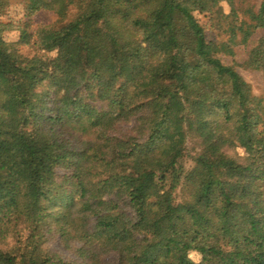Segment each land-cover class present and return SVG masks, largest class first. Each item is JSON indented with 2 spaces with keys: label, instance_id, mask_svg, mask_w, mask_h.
<instances>
[{
  "label": "trees",
  "instance_id": "1",
  "mask_svg": "<svg viewBox=\"0 0 264 264\" xmlns=\"http://www.w3.org/2000/svg\"><path fill=\"white\" fill-rule=\"evenodd\" d=\"M226 1L223 43L194 16L211 0H23L0 20V264H264V93L220 58L247 48L264 79V0Z\"/></svg>",
  "mask_w": 264,
  "mask_h": 264
},
{
  "label": "rangeland",
  "instance_id": "2",
  "mask_svg": "<svg viewBox=\"0 0 264 264\" xmlns=\"http://www.w3.org/2000/svg\"><path fill=\"white\" fill-rule=\"evenodd\" d=\"M250 3L258 4L259 0H248ZM213 9H218L219 13L214 14H197L194 13V16L199 21L200 25L203 27L206 39L215 41L216 43L229 42L233 40V29L231 27L232 21L227 17L230 13V6L226 0H211ZM23 0H9V3L2 14L0 20L2 22H11L13 24H18L23 21ZM75 15V10L71 8L68 11V19H71ZM240 17V13H238ZM56 16L52 13L42 12L36 15L33 18L34 24H51L56 21ZM263 32H258L256 37H260ZM18 33L15 31L7 32L4 36V40L8 44L9 51H14V44L17 41ZM247 48L242 46L235 48L234 57H228L225 55H220V58L225 63H230L232 60L236 63V70L241 75V77L251 86L252 92L256 96H261L264 93V79L262 74L257 71L246 70L241 66L245 58V52ZM19 53L25 57H33L34 55H38L42 58H59L57 52L51 53H41L36 52L32 47L29 46H21L19 47ZM199 151L196 142L188 139L185 147V155L183 160L181 161L182 166L185 169H189L191 166V157H194ZM228 154L232 157L240 158L243 156L242 150L240 149H231L228 150ZM49 249L56 253L58 256L63 258L64 260H76L75 255L69 249H66L62 243L55 237L50 239L48 242ZM189 257L192 261L198 262L200 260V256L192 252L189 254Z\"/></svg>",
  "mask_w": 264,
  "mask_h": 264
}]
</instances>
